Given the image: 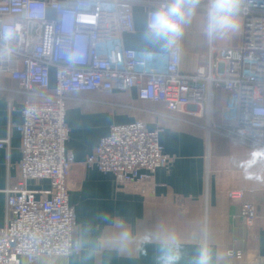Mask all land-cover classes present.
<instances>
[{"label":"built area","instance_id":"2783aa9c","mask_svg":"<svg viewBox=\"0 0 264 264\" xmlns=\"http://www.w3.org/2000/svg\"><path fill=\"white\" fill-rule=\"evenodd\" d=\"M135 3L0 0V29H17L12 55L0 51V73L17 81L18 92L27 96L23 122L16 125L22 158L17 163L18 182L6 189L0 264L70 256L65 253L76 240L77 227L68 184L75 157L66 148V104L72 94L134 88L140 99L162 102L171 111L195 106L190 113L205 115L210 131L264 150V0H245L240 43L216 53L212 48L192 73L181 69V55L146 61L144 50L125 46L124 34L136 29ZM160 132L140 119L113 124L84 164L112 173L120 185L136 184L142 192L150 191L157 169L174 160L164 152ZM7 144L8 140L0 141V147ZM32 180H47L49 187L31 189ZM227 196L240 203L250 235L257 238L255 201L244 189L230 190ZM228 251L234 264H264L259 252Z\"/></svg>","mask_w":264,"mask_h":264},{"label":"crops","instance_id":"0c3cea01","mask_svg":"<svg viewBox=\"0 0 264 264\" xmlns=\"http://www.w3.org/2000/svg\"><path fill=\"white\" fill-rule=\"evenodd\" d=\"M135 1L136 29L124 34V44L144 50L151 47L142 39L148 12L161 0ZM240 19L243 24L242 15ZM203 23L201 4L181 42V69L185 73L196 71L212 48L216 53L221 47L235 46L241 41L242 32L240 36L231 33L209 43L203 33ZM52 85L55 86L54 75ZM17 88V81L0 73V141L8 140L7 145L0 147V227L7 221L6 189L18 182L17 163L22 158V139L16 125L23 122L22 109L27 96ZM219 97L221 102L227 100L225 95ZM193 110L195 106L184 111L168 110L162 102L140 99L134 88L70 95L66 104L70 130L66 148L75 157L68 184L69 202L76 213V239L85 222L101 210L127 218L134 227L154 228L165 223L179 232L184 253L180 264H187L197 243L198 222L203 218L210 224L215 248L242 249L264 255V160L253 167L249 157L254 149L210 131L207 117L190 113ZM138 119L145 121L150 129H161L163 150L174 156L170 165L157 169L153 187L147 192H142L136 184L120 185L112 173L84 164L100 139L110 133L113 124ZM28 187L46 189L49 181L32 180ZM235 189L246 190V197L256 203L258 218L254 232L257 238L250 235L240 203L227 196L228 191ZM154 247L146 245L143 254L130 258L104 253L84 259L81 253L47 257L35 263L23 259L20 264H155ZM228 264L234 263L229 259Z\"/></svg>","mask_w":264,"mask_h":264},{"label":"clouds","instance_id":"9594fccd","mask_svg":"<svg viewBox=\"0 0 264 264\" xmlns=\"http://www.w3.org/2000/svg\"><path fill=\"white\" fill-rule=\"evenodd\" d=\"M201 3L202 0H161L159 6L149 13L145 23L142 39L151 47L144 49L143 58L146 61L158 56L178 59L186 28L196 16ZM244 3L245 0H207L203 33L209 43L239 29ZM16 34L17 29L11 25L0 29V51L3 55H12V41ZM249 159L255 167L264 160V150H254ZM196 232L197 243L187 264H228L231 253L214 247L212 231L206 219L198 222ZM146 245L155 246V264H180L184 258L181 236L174 226L161 223L154 228L134 227L127 218L106 210L98 211L92 220L85 222L80 235L65 254L84 253V259L104 253L130 258L143 254Z\"/></svg>","mask_w":264,"mask_h":264},{"label":"rangeland","instance_id":"374dc122","mask_svg":"<svg viewBox=\"0 0 264 264\" xmlns=\"http://www.w3.org/2000/svg\"><path fill=\"white\" fill-rule=\"evenodd\" d=\"M206 3H207V1H202V6H203V10H204V4L206 5ZM242 26H243V24H242V20L240 19V26H239V29L235 32V33H233V34H237V35H241V32H242ZM231 38V37H230ZM141 120V119H140Z\"/></svg>","mask_w":264,"mask_h":264}]
</instances>
